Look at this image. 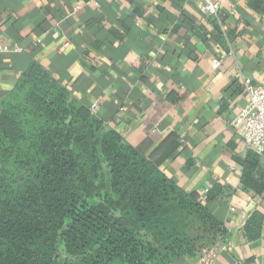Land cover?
Segmentation results:
<instances>
[{"label": "crops", "instance_id": "1", "mask_svg": "<svg viewBox=\"0 0 264 264\" xmlns=\"http://www.w3.org/2000/svg\"><path fill=\"white\" fill-rule=\"evenodd\" d=\"M224 20L232 56L200 0H0V40L25 49L0 52V114L23 76L43 69L87 108L97 101L108 129L206 204L226 245L211 264H264V219L257 239L244 231L264 216V155L238 120L242 76L264 86V0H242Z\"/></svg>", "mask_w": 264, "mask_h": 264}, {"label": "trees", "instance_id": "2", "mask_svg": "<svg viewBox=\"0 0 264 264\" xmlns=\"http://www.w3.org/2000/svg\"><path fill=\"white\" fill-rule=\"evenodd\" d=\"M98 114L41 68L3 102L0 264H164L180 257L175 202L199 216L206 246L217 242L221 223L206 204ZM263 219L252 213L248 238Z\"/></svg>", "mask_w": 264, "mask_h": 264}, {"label": "built area", "instance_id": "3", "mask_svg": "<svg viewBox=\"0 0 264 264\" xmlns=\"http://www.w3.org/2000/svg\"><path fill=\"white\" fill-rule=\"evenodd\" d=\"M156 1V0H152ZM201 12L205 16L211 17L219 26L224 38L229 45V56L233 55L227 25L224 15L236 17L238 7L242 0H230L227 12L222 11V0H200ZM162 38V36H161ZM38 42L40 40H37ZM23 46L7 40H0V52H23ZM222 58H214L212 66L218 69L221 66ZM243 92L248 98V103L238 115V120L242 124L240 135L246 146L255 151L258 155H264V86L255 84L249 77L242 76ZM90 112L97 115L100 112V104L95 101L90 105ZM235 211V208H232ZM226 248L224 242L215 243L209 249L202 252L194 264H211L221 249Z\"/></svg>", "mask_w": 264, "mask_h": 264}, {"label": "rangeland", "instance_id": "4", "mask_svg": "<svg viewBox=\"0 0 264 264\" xmlns=\"http://www.w3.org/2000/svg\"><path fill=\"white\" fill-rule=\"evenodd\" d=\"M174 209L171 214L172 221L182 234L177 240L176 248L179 249L176 250L177 255L197 258L202 252L210 248V246L205 245L207 231L204 230L199 216L186 211L183 205L175 202Z\"/></svg>", "mask_w": 264, "mask_h": 264}]
</instances>
